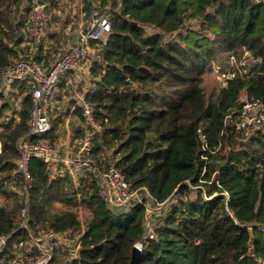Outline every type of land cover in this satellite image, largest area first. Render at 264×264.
I'll return each mask as SVG.
<instances>
[{"label":"trees","instance_id":"1","mask_svg":"<svg viewBox=\"0 0 264 264\" xmlns=\"http://www.w3.org/2000/svg\"><path fill=\"white\" fill-rule=\"evenodd\" d=\"M35 1L48 4L47 11L54 4L0 0V76L20 56L49 65L44 48L35 52L27 37ZM100 8L111 31L104 46L93 43L98 55L84 94L102 128L93 158L116 162L134 188L146 187L157 202L172 200L140 264H264V133L226 120L243 89L264 101V2L100 0ZM246 51L252 66L233 70L232 79L208 94L207 68L220 55L240 58ZM6 94L0 92V102ZM8 108L5 101L0 116ZM31 109L28 94L16 112L20 120L0 124V196L6 197L0 230L10 247L50 225L81 234L79 254L68 264H129L144 239L146 209L109 208L93 173L80 175L76 186L69 172L55 174L35 158L26 202L18 142L29 132ZM25 207L28 228L22 227ZM57 259L64 257L55 249Z\"/></svg>","mask_w":264,"mask_h":264},{"label":"built area","instance_id":"2","mask_svg":"<svg viewBox=\"0 0 264 264\" xmlns=\"http://www.w3.org/2000/svg\"><path fill=\"white\" fill-rule=\"evenodd\" d=\"M258 1L264 2V0ZM47 8L48 4L35 1L28 15V39L34 45L35 52H38L40 47L46 48L49 44L45 33L49 20ZM110 31V16L93 10L85 25L77 30L67 47L55 56L48 66L32 57L24 56H20L8 66L0 76V92L9 91L16 82H26L30 89L32 109L29 132L18 142L20 157L17 161V172L22 174L26 184L27 194L23 193L26 202L28 191L33 186L30 165L35 158L50 166L53 171L61 163L68 168L78 170L77 173L74 172L76 178L73 177L76 186L79 185L77 177L91 172L98 178L104 200L112 210L129 212L137 204L145 207L144 239L135 244L143 251L146 242L157 238V228L162 217L161 209L168 207L172 200L169 199L164 203L157 202L146 187L134 188L126 180L125 174L116 162L110 160L105 165H100L94 160L93 152L102 128L96 120L93 105L84 96L79 97V103L85 118V128L77 142L75 156L68 159L61 158L56 153L52 137L49 135L53 129V121L48 113L49 104L61 79L70 73L79 72L88 61L89 54H95L97 51L93 43H98L100 47L104 46ZM233 77L234 73L229 72L226 80ZM76 78L77 84L81 78L79 75H76ZM77 87L78 85L75 86ZM238 103V109L228 114L226 120L237 129L251 127L264 129V101L251 98L248 90L243 89L238 96ZM202 146L204 149L208 148L205 139ZM1 151L0 140V153ZM21 215L22 227L28 228L27 207L22 209ZM80 238L81 234L73 237L69 233H59L47 225L30 232L29 240H21L10 247V236L0 230V264H51L57 242H60V245L66 248L74 258L79 254Z\"/></svg>","mask_w":264,"mask_h":264},{"label":"rangeland","instance_id":"3","mask_svg":"<svg viewBox=\"0 0 264 264\" xmlns=\"http://www.w3.org/2000/svg\"><path fill=\"white\" fill-rule=\"evenodd\" d=\"M54 4L51 3L48 9L49 20L45 29L46 38L49 41V44H47V47L43 49L46 51L45 53L47 57L46 61L49 63L59 52L63 51V49L67 47L69 41L72 39V36L77 32V30L85 25L86 21L90 16V11L91 10L99 11L101 9L100 0H54ZM107 10L109 11V9ZM52 31L58 32L57 39L56 37L54 38L52 37L51 35ZM97 55H98L97 51L95 52V54L94 53L89 54L88 63L86 62L87 65L85 64V66H83V68L79 72L70 73L61 79L58 87L56 88L53 94L52 99L50 100V103L52 102L54 104L55 106L54 108L69 107L71 105L70 103H76V101L71 100V96H76L77 93L81 95L80 97H82V95L85 96L84 94H86L89 91V89H91L90 87V85L92 84V81H90V77L92 75L91 67L94 64ZM253 62L254 61L252 57L249 55L247 51L244 52L240 56V58H236L235 56L233 58L231 55L218 56V61L212 64V66H209L204 74L203 86L205 90L207 91L208 94L212 93L213 91H217L219 88H221L226 84V78L229 72L233 73V70L242 69L243 67L249 69L252 66ZM246 71L243 70V72ZM72 75H74L75 77L76 75H79L81 78V81H79L77 84L75 83L76 85H78L77 88L72 86L73 82L69 86L66 85L67 77L71 79ZM72 79L74 81V78ZM6 93L7 94L5 95V101L7 102L10 101V108L5 110L6 112L2 116H0V124L10 121L13 117L14 118L16 117L15 120L17 121L20 120V117L17 113L21 109V102L23 98L26 95L30 94V89L26 82H16ZM76 98L79 99L78 96H76ZM5 101H1L0 106H2ZM50 110L51 108L49 106V111ZM73 114L78 116L79 120L83 124H85V118L82 115V108L80 105L76 106V109ZM72 121L74 120L70 118V120L67 123L70 128L75 127L74 124L75 122ZM57 123H59V121H57ZM254 130L256 129H252V131L250 130V133L254 132ZM262 130L263 131L261 132L264 133V129ZM82 132L83 130L81 131V133ZM72 136L73 135H70L69 138H72ZM71 147L72 145L70 146V148ZM56 149L58 150V153L61 155H66L67 152L70 150L69 148L66 149L65 146H60V147L57 146ZM74 154H76V152ZM74 156L73 154H69L70 158H73ZM106 156L108 155L106 154ZM62 167L65 170L64 174L66 172H69L72 177L76 178L75 173H77L78 170H75L72 167H70L69 169H67V167L65 166H61V168ZM2 204H6L5 196H0V205ZM165 208L167 209V207ZM164 209H161V216L164 214L166 210ZM55 249L56 251L59 250L62 257H64V260H59V259L54 261L52 260L51 264H68V260L71 257L70 252L67 251L66 248H65L66 250H64V248L61 247L60 242H57V246L55 245Z\"/></svg>","mask_w":264,"mask_h":264},{"label":"crops","instance_id":"4","mask_svg":"<svg viewBox=\"0 0 264 264\" xmlns=\"http://www.w3.org/2000/svg\"><path fill=\"white\" fill-rule=\"evenodd\" d=\"M87 63H88V61H87ZM87 63H86V65H87ZM72 78H74V81H73ZM72 78H71L72 79L71 80L70 78L67 77L66 85L69 86L73 82L72 86L75 87L76 86L75 83L77 82V78L74 75H72ZM90 80H91V77H90ZM91 86L92 85H90V87ZM76 96H78V98H79L81 95H79L77 93ZM76 96H71V100L76 101V103H70L71 105L69 107H67V108H63V107L54 108L55 106L51 102L49 104L51 110L49 111V109H48V113H49L50 117L53 119V121H59V123L56 124L55 132L50 133V136L53 139V143H54L55 149H56L57 146L58 147L65 146L66 149L67 148L70 149L67 152L66 155L59 154L58 150L56 149V153L61 158H65V159L70 158L69 154H73V156L75 155L74 153L76 152L77 142L82 137L83 132H84V128H85L84 124L79 120V117L73 114L75 109H76V106L80 105L79 99H77ZM58 110H60V111H58ZM70 118H72V120H74L72 122H75L74 123L75 124L74 128H70L69 125L67 124L68 121L70 120ZM82 130H83V132L81 133ZM70 135H73L72 138H69ZM71 145H72V147L70 148ZM61 166L67 167L64 164L62 165V163L59 164L58 168L54 170L55 174L56 173L57 174H64L65 170L63 169V167L61 168ZM67 169H69V168L67 167Z\"/></svg>","mask_w":264,"mask_h":264},{"label":"water","instance_id":"5","mask_svg":"<svg viewBox=\"0 0 264 264\" xmlns=\"http://www.w3.org/2000/svg\"><path fill=\"white\" fill-rule=\"evenodd\" d=\"M141 257H142V251L136 246H134L131 250V259L129 264H140Z\"/></svg>","mask_w":264,"mask_h":264}]
</instances>
